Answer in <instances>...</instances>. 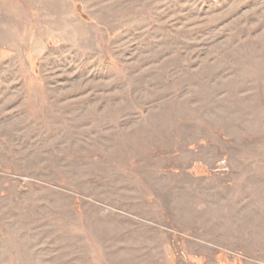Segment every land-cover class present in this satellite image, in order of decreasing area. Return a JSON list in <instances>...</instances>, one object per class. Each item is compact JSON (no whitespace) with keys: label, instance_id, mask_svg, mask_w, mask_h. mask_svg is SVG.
<instances>
[{"label":"rangeland","instance_id":"obj_1","mask_svg":"<svg viewBox=\"0 0 264 264\" xmlns=\"http://www.w3.org/2000/svg\"><path fill=\"white\" fill-rule=\"evenodd\" d=\"M0 264H264V0H0Z\"/></svg>","mask_w":264,"mask_h":264}]
</instances>
